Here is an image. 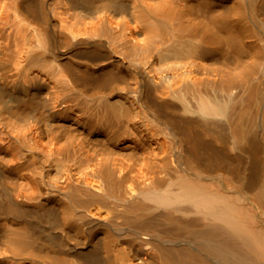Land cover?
<instances>
[{
    "label": "bare ground",
    "instance_id": "6f19581e",
    "mask_svg": "<svg viewBox=\"0 0 264 264\" xmlns=\"http://www.w3.org/2000/svg\"><path fill=\"white\" fill-rule=\"evenodd\" d=\"M0 264H264V0H0Z\"/></svg>",
    "mask_w": 264,
    "mask_h": 264
}]
</instances>
